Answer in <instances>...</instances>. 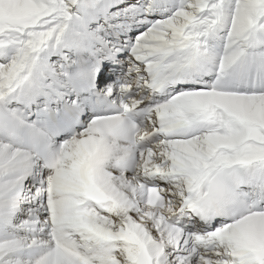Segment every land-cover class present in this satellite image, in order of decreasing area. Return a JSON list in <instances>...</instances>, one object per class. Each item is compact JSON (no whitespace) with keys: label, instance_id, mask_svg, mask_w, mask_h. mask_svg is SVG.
Here are the masks:
<instances>
[{"label":"snow or ice","instance_id":"snow-or-ice-1","mask_svg":"<svg viewBox=\"0 0 264 264\" xmlns=\"http://www.w3.org/2000/svg\"><path fill=\"white\" fill-rule=\"evenodd\" d=\"M0 264H264V0H0Z\"/></svg>","mask_w":264,"mask_h":264}]
</instances>
